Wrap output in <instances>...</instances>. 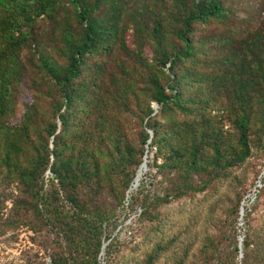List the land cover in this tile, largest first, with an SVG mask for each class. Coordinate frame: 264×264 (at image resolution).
<instances>
[{"label": "trees", "instance_id": "1", "mask_svg": "<svg viewBox=\"0 0 264 264\" xmlns=\"http://www.w3.org/2000/svg\"><path fill=\"white\" fill-rule=\"evenodd\" d=\"M263 170L264 0H0V238L29 264H264Z\"/></svg>", "mask_w": 264, "mask_h": 264}, {"label": "rangeland", "instance_id": "2", "mask_svg": "<svg viewBox=\"0 0 264 264\" xmlns=\"http://www.w3.org/2000/svg\"><path fill=\"white\" fill-rule=\"evenodd\" d=\"M238 2L245 3L250 8H257L258 4L260 3V0H237ZM156 108V105H154ZM149 163V162H148ZM148 172V166L147 170L140 176L142 177ZM262 175L264 176V170ZM257 187H262L261 183H257ZM255 187L252 188V193H255ZM251 194L247 195L246 199H249L251 197ZM244 205L247 206V202H244ZM137 214L133 213L131 216L125 217V215L122 216L120 219V223H124V229L122 230L120 234V242L122 243V246L120 247V254H129L132 248V239H134V235L136 233V229L134 223L132 227V220L136 219ZM243 224H240V227H242ZM32 233L27 232L26 230H21L20 235L18 239L10 242H6L4 239L0 238V264H29L30 257L32 253L38 252V249L36 246L32 244V241L30 239ZM241 241V239H240ZM26 253V254H25ZM25 254V255H24ZM40 260L45 261L46 264H49L50 259L44 255L42 252L39 254Z\"/></svg>", "mask_w": 264, "mask_h": 264}, {"label": "water", "instance_id": "3", "mask_svg": "<svg viewBox=\"0 0 264 264\" xmlns=\"http://www.w3.org/2000/svg\"><path fill=\"white\" fill-rule=\"evenodd\" d=\"M158 108L159 107L156 105V111L158 110ZM151 134L153 136V132H151ZM148 162H149L148 155H146L145 161H144V163L142 165V168H141L138 176L136 177L135 184L133 185L132 190L133 189H136L140 185V180H141V178L139 177L140 176V173H141L142 170H144V172L147 170ZM244 213H245V210H244V208H242V210H241V216H244ZM242 241H243V238H241L240 245H242ZM241 257H242V255H241Z\"/></svg>", "mask_w": 264, "mask_h": 264}, {"label": "bare ground", "instance_id": "4", "mask_svg": "<svg viewBox=\"0 0 264 264\" xmlns=\"http://www.w3.org/2000/svg\"><path fill=\"white\" fill-rule=\"evenodd\" d=\"M143 171H144V170L141 171L140 176L142 175ZM140 176H139V177H140Z\"/></svg>", "mask_w": 264, "mask_h": 264}]
</instances>
